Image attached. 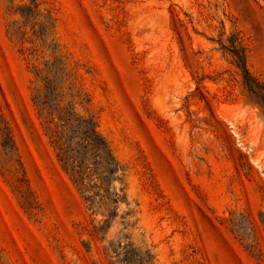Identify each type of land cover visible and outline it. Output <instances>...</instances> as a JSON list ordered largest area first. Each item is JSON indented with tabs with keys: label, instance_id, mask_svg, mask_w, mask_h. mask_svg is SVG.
Segmentation results:
<instances>
[{
	"label": "rangeland",
	"instance_id": "374dc122",
	"mask_svg": "<svg viewBox=\"0 0 264 264\" xmlns=\"http://www.w3.org/2000/svg\"><path fill=\"white\" fill-rule=\"evenodd\" d=\"M232 51L264 85V0H0V264H264V108ZM62 109L117 175L72 181Z\"/></svg>",
	"mask_w": 264,
	"mask_h": 264
},
{
	"label": "trees",
	"instance_id": "16d2710c",
	"mask_svg": "<svg viewBox=\"0 0 264 264\" xmlns=\"http://www.w3.org/2000/svg\"><path fill=\"white\" fill-rule=\"evenodd\" d=\"M232 55L235 58L237 68L241 72L243 84L250 100L264 108V85L249 72L243 52L241 54V52L232 51ZM46 105L47 103L43 102L42 108ZM58 121L60 122L61 131L55 134L53 143L57 148L59 161L76 185L79 182L84 184L88 172L92 171L88 167L90 165L88 163L89 157H92L93 164L102 163L109 175L119 173L118 163L91 119L78 116L72 109H62L59 111Z\"/></svg>",
	"mask_w": 264,
	"mask_h": 264
}]
</instances>
